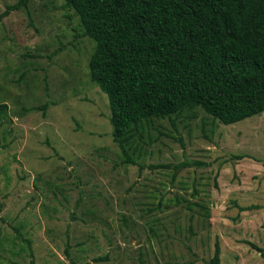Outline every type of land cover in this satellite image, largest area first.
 <instances>
[{
  "label": "rangeland",
  "instance_id": "1",
  "mask_svg": "<svg viewBox=\"0 0 264 264\" xmlns=\"http://www.w3.org/2000/svg\"><path fill=\"white\" fill-rule=\"evenodd\" d=\"M80 33L61 0L0 20V264H264V112L152 120L124 163Z\"/></svg>",
  "mask_w": 264,
  "mask_h": 264
},
{
  "label": "trees",
  "instance_id": "2",
  "mask_svg": "<svg viewBox=\"0 0 264 264\" xmlns=\"http://www.w3.org/2000/svg\"><path fill=\"white\" fill-rule=\"evenodd\" d=\"M61 1L94 44L89 78L106 95L124 163L135 164L128 151L152 120L200 109L232 125L264 112V0ZM27 4L8 5L0 20ZM18 237L31 256V241ZM250 245L264 260V248ZM206 264H221L217 244Z\"/></svg>",
  "mask_w": 264,
  "mask_h": 264
}]
</instances>
